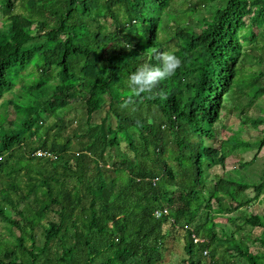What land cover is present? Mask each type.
Masks as SVG:
<instances>
[{"label": "trees", "instance_id": "16d2710c", "mask_svg": "<svg viewBox=\"0 0 264 264\" xmlns=\"http://www.w3.org/2000/svg\"><path fill=\"white\" fill-rule=\"evenodd\" d=\"M263 97L264 0H0V264H159L172 234L181 264H264V128L221 137Z\"/></svg>", "mask_w": 264, "mask_h": 264}, {"label": "rangeland", "instance_id": "374dc122", "mask_svg": "<svg viewBox=\"0 0 264 264\" xmlns=\"http://www.w3.org/2000/svg\"><path fill=\"white\" fill-rule=\"evenodd\" d=\"M11 96H12L11 93L6 94V98H10ZM244 101H246V99H244ZM230 102H239V99H234V100H231ZM229 106H233V104H230ZM231 109L232 110L227 113V116L225 115L223 125L221 126V130H222L221 137H222V140H224L222 142L224 147L231 145V142L229 143L226 140L230 139V141L231 140L237 141L243 138L249 139L252 137H258L261 134L260 131L264 128V124L259 125V127L257 128L249 126L247 127V129L241 130L240 129L241 123H240L239 116H237L236 110L233 107ZM249 109L250 111H253V112H257V113L259 112V110L255 108V106H251ZM255 125H258V124H255ZM252 152L253 151H250L249 154ZM259 158H261L260 161L264 162V147L262 148L259 154ZM234 164H237V159L234 157H228L226 159L225 168L231 167ZM213 171L222 172L223 168L221 166H217L213 169ZM246 192L249 196L254 195L253 188L247 189ZM248 209L250 210L255 209V211L264 210V195H262L258 200L254 201ZM51 216L53 217V215H50V218ZM216 219L219 222L225 223L228 229L233 228V226L230 223H226L225 216H220L219 218H216ZM261 232H262L261 227H255V229L253 230L252 237L254 238L256 236H259ZM0 233H2L3 235L8 234L6 228L3 227V224L1 221H0ZM15 233H18V232L15 230ZM172 235L173 237H168L166 240V244L164 247V257L159 264H181L182 263V259L185 256L184 242L182 239L179 238V235H174V234ZM242 262L243 261L241 260L240 263Z\"/></svg>", "mask_w": 264, "mask_h": 264}, {"label": "clouds", "instance_id": "9594fccd", "mask_svg": "<svg viewBox=\"0 0 264 264\" xmlns=\"http://www.w3.org/2000/svg\"><path fill=\"white\" fill-rule=\"evenodd\" d=\"M156 59L158 62L155 65L150 62L141 63L129 74L126 86L134 94L151 92L158 82L172 77L182 63L181 58L176 55L174 50L157 51ZM162 211L167 214L169 209L165 206ZM161 213L160 210H156V215L159 216ZM197 239L195 238V240Z\"/></svg>", "mask_w": 264, "mask_h": 264}]
</instances>
